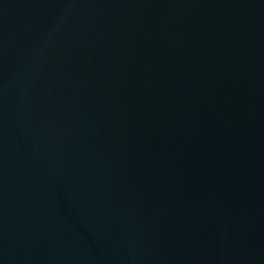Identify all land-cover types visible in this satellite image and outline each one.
Listing matches in <instances>:
<instances>
[{
    "label": "water",
    "instance_id": "water-1",
    "mask_svg": "<svg viewBox=\"0 0 264 264\" xmlns=\"http://www.w3.org/2000/svg\"><path fill=\"white\" fill-rule=\"evenodd\" d=\"M0 264H264V0H0Z\"/></svg>",
    "mask_w": 264,
    "mask_h": 264
}]
</instances>
